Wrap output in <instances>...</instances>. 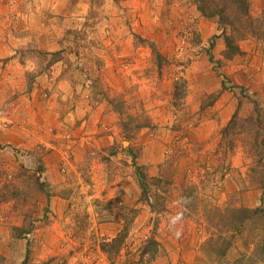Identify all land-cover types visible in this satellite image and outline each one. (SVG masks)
Instances as JSON below:
<instances>
[{
    "label": "rangeland",
    "instance_id": "rangeland-1",
    "mask_svg": "<svg viewBox=\"0 0 264 264\" xmlns=\"http://www.w3.org/2000/svg\"><path fill=\"white\" fill-rule=\"evenodd\" d=\"M250 2L261 35L218 65L223 41L208 49L216 20L202 18L194 0H0V116L11 118L6 106L32 100L24 95L47 78L35 114L18 105L20 119L0 123V188L16 189L0 204V264H20L26 248L28 264H264L253 223L222 256L208 244L220 236L215 209L261 206L248 131L220 133L239 99V118L250 105L238 90L210 97L224 77L264 107V0ZM182 81L185 92L174 95ZM136 118L151 126L135 128ZM133 162L153 180L157 213L139 201ZM126 222L108 257L102 245ZM24 224L29 234L12 240L11 228Z\"/></svg>",
    "mask_w": 264,
    "mask_h": 264
},
{
    "label": "trees",
    "instance_id": "trees-1",
    "mask_svg": "<svg viewBox=\"0 0 264 264\" xmlns=\"http://www.w3.org/2000/svg\"><path fill=\"white\" fill-rule=\"evenodd\" d=\"M194 5L198 14L206 19L216 20V34H213L208 40V49L214 48L217 40L223 41L224 49L222 51V60L217 62L218 65L224 64L225 62L231 61L235 57L242 56L244 53L239 47V43L246 40L247 38L257 37L263 31L261 28V22L258 18H254L251 13V2L250 0H194ZM151 48L152 54L155 59L159 61L161 56L155 50L153 46ZM51 55H57L51 54ZM209 60L213 62V57L209 55ZM160 65V64H159ZM227 79L223 77L221 82L220 90L215 93L212 97V102H215L222 92H232L234 90L239 91V97L246 100V104L250 105V112L244 118H239V112L243 100L239 99L238 106L235 113L232 115L231 120L223 127L220 131L222 138L225 140L229 131L235 133V129L238 127L242 129L238 131H245L250 135V151L252 156L255 158L254 166L250 170L251 178L253 182L257 183V187L261 190V206L254 209L247 208H226L224 210L215 209L210 215L211 226L220 236L215 239H209L208 244L218 246L216 251L218 255L222 256L223 251H227L231 246L235 235H238L243 230L248 222L253 223L252 227L254 230L258 229L260 233V243L262 244V250L264 252V107L257 100L256 95H245L243 88L236 87L227 84ZM183 89L185 92V82L182 81L179 85L174 86V95L177 94V88ZM115 111L122 116L119 109ZM123 118V116L121 117ZM135 128H148L151 126L150 120L140 118L135 119ZM245 125L242 126V125ZM122 128L125 126L123 121L121 122ZM233 147H231V150ZM135 161V157H132ZM135 169V176L137 179L138 187L140 189V202L150 208L151 213H157L158 210L154 208L152 199L159 200L161 197L152 191L151 182L147 174L142 170L143 168L137 166L133 162ZM16 199V189L10 186H3L0 188V204L7 203L11 200ZM162 208V204L159 205ZM29 228L24 225L20 227H13L10 230V236L12 240H18L22 236L29 234ZM128 235L127 222L124 224L123 229L113 238L110 242L102 245V251L108 257L115 255L119 252L126 237ZM146 246H150L151 249V260L154 259L155 253L159 248V244L151 239L147 242ZM0 261H6L0 257ZM29 262V250L26 248L24 259L20 264H28Z\"/></svg>",
    "mask_w": 264,
    "mask_h": 264
},
{
    "label": "crops",
    "instance_id": "crops-1",
    "mask_svg": "<svg viewBox=\"0 0 264 264\" xmlns=\"http://www.w3.org/2000/svg\"><path fill=\"white\" fill-rule=\"evenodd\" d=\"M2 57H4L3 56V54L2 53H0V59H2ZM46 77V76H45ZM45 77H39L38 79H36V83H34L33 84V88H32V90H31V92H30V94H28V95H24V96H30V97H32V100H24V101H21V100H14V101H11L7 106H6V109H10L11 107H14V109H15V113H14V115H11V118L7 115V113L6 112H3V114H2V116H0V123L1 122H5V121H9V120H11V121H17L18 119H20V114H19V112H18V105H20L21 107H28V108H30L31 110H33L32 112H33V114H35V111H34V108H36V104H37V102H40L39 101V99H40V96L44 93V89H45V85H46V83H47V80H44V79H47V78H45ZM54 84V83H53ZM45 86V87H44ZM41 87H43V89L41 88ZM12 92H13V94H15V90H12ZM47 94V93H46ZM48 95V94H47ZM24 96H19V97H17V98H22V97H24ZM4 102L5 101H2V100H0V108L3 106V104H4ZM38 104H40V103H38ZM47 104L48 103H43V106H42V110H41V113L43 114V116H49L50 115V113H52L51 112V107H48L47 106ZM9 113V112H8ZM39 113V112H38ZM40 114V113H39ZM35 120H37V118L35 119ZM30 123H31V121H30ZM12 141V140H11ZM41 142H47V141H41ZM34 143V145H36V143H39V141H35V142H33ZM43 146H45V147H47V148H49L50 147V144L49 143H44V145ZM54 154L55 153H53V155L52 156H54ZM48 156L49 155H47L46 157H44L42 160H44V161H46L47 162V160H48ZM52 161L49 159V162L46 164V167L48 168V172H46L47 174L48 173H52L53 171H52V169L55 167V164L56 163H51ZM49 177V176H48Z\"/></svg>",
    "mask_w": 264,
    "mask_h": 264
}]
</instances>
